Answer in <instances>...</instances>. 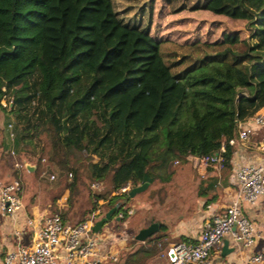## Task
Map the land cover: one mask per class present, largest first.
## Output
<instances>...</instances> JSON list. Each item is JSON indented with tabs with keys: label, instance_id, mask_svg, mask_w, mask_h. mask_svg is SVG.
I'll use <instances>...</instances> for the list:
<instances>
[{
	"label": "trees",
	"instance_id": "16d2710c",
	"mask_svg": "<svg viewBox=\"0 0 264 264\" xmlns=\"http://www.w3.org/2000/svg\"><path fill=\"white\" fill-rule=\"evenodd\" d=\"M162 1L172 15L244 22L248 36L197 39L177 45V57L153 34L157 0H0L1 146L35 162V174L46 156L73 173V190L87 162L101 185L88 215L103 201L124 220L121 187L145 174L169 183L175 163L218 153L264 108V0ZM161 241L152 235L122 264H167Z\"/></svg>",
	"mask_w": 264,
	"mask_h": 264
},
{
	"label": "built area",
	"instance_id": "2783aa9c",
	"mask_svg": "<svg viewBox=\"0 0 264 264\" xmlns=\"http://www.w3.org/2000/svg\"><path fill=\"white\" fill-rule=\"evenodd\" d=\"M264 125L263 114H255L248 125L238 124L235 138L222 142L219 152L210 156L188 158L195 167L224 168L223 154L227 146H244L254 132V126ZM11 127V126H9ZM260 151H264V138L257 144ZM14 156V153H10ZM23 165L17 163L18 170ZM71 177V175H69ZM237 191L226 207L224 214L216 215L203 222L199 236L196 239H186L174 243L160 254L167 264H211L210 252L223 245V239L229 235L233 242L243 249L255 247L263 237L262 230L242 213V205H255L257 200L264 196V165L249 164L241 167L236 174ZM93 188L100 189L99 183ZM131 185L126 184L119 190V195L129 193ZM22 184L14 179L10 184L0 188V210L7 216L13 217L22 207L20 193ZM132 215V210L127 211ZM98 216L94 211L84 221L71 225L65 223L59 214L47 216L41 221L35 233V244L31 247L16 249L8 252L3 264H103L112 258L117 260L115 253L104 243L99 232L93 231ZM119 218L123 217L119 213ZM159 247H161L159 245ZM246 264H264V246L253 253Z\"/></svg>",
	"mask_w": 264,
	"mask_h": 264
},
{
	"label": "crops",
	"instance_id": "0c3cea01",
	"mask_svg": "<svg viewBox=\"0 0 264 264\" xmlns=\"http://www.w3.org/2000/svg\"><path fill=\"white\" fill-rule=\"evenodd\" d=\"M259 113L264 116V108L256 114ZM248 124L249 122L245 123V125ZM263 138L264 125L254 126V132L244 146L232 147L231 170L229 172H225L224 168L218 170L211 166L197 168L189 158H187L186 164L179 167L178 170L189 171L191 179L173 178L166 186L162 187L165 192L163 202L158 206H151V203L148 205L153 214L149 224H158V231L154 235L161 233V244L165 246V250L174 243L186 239H196L206 219L224 214L237 191L236 174L238 170L249 164L264 165V151L257 148V144ZM14 157L16 156H4L0 149V188L15 178V167L10 165V160ZM21 164L23 163L21 162ZM35 170L36 166L34 170H26L24 174L20 175L22 184L20 198L23 208L13 217L7 216L0 210V264H3L4 256L18 246L25 248L35 244V233L39 229L41 221L47 216L60 215L61 213L65 223L74 225L69 221V218L65 217H68V210L62 203V193L58 192L53 196V199H48L42 194L43 188L35 194L25 193L26 184L37 181ZM56 177V175H50V180H54ZM189 186L192 187V193L185 196ZM139 202L141 203V201ZM163 205L165 206L163 207ZM55 210L57 212H54ZM162 210L164 211L161 212ZM132 212L135 213L134 210ZM242 213L262 230L263 237L255 247L243 249L239 248L229 235L225 236L223 242L227 241L228 247L233 249V252L222 256V247L215 249L218 253L211 257V264H246L248 258L264 246V196L260 197L255 205L243 204Z\"/></svg>",
	"mask_w": 264,
	"mask_h": 264
},
{
	"label": "rangeland",
	"instance_id": "374dc122",
	"mask_svg": "<svg viewBox=\"0 0 264 264\" xmlns=\"http://www.w3.org/2000/svg\"><path fill=\"white\" fill-rule=\"evenodd\" d=\"M156 9L157 17L153 34L161 41L169 42L165 47L169 50L170 54L176 52L177 57L181 56L180 53L182 52L177 45H186V43H191L197 39L201 41H217L221 39L224 34H231L234 32H238L242 38L248 36L244 22L217 17L210 13L203 12L191 13L186 11L179 15H172L168 12L162 0H157ZM7 136V131L3 126V117L0 113V149L4 156L11 155L10 153L12 152L11 149L4 150L1 146L2 141L8 139ZM21 162L23 164L29 163L36 166L35 162H27L25 158H19L18 156L10 160V165L14 168L17 163L21 164ZM40 165L41 166L36 173L37 181H34L32 184L27 183L24 189L25 193L30 195L35 194L40 192L43 188L42 194L48 199H53V196L57 195L58 192L62 193V203L68 210V217L64 216L69 218V221H71L72 224H76L90 217L88 213L92 209L91 192L99 191L100 189L93 188L95 182L89 180V168L87 162L81 161L77 163L79 170L77 184L74 190L65 186L66 183L72 181L74 177L72 172L70 173L67 170H64L63 172L60 171L58 167L49 163L46 156L41 160ZM68 166L69 168L72 167L70 164ZM180 166L182 165L174 164L175 173L170 181H172L173 178L191 179V173L188 170V172H183L181 169L178 170ZM25 172L26 170L23 166L19 170H16L14 173L15 178H12L10 183H12L14 179L20 177L21 173L24 174ZM50 175H56L58 179L56 177V179L50 180ZM69 175H71V177ZM20 180L21 177L19 181ZM167 184L153 181L148 189L137 194L135 197L126 200L124 203L123 210H134V214L127 215L124 220L120 221L117 220V217L112 216L111 221H108L103 225L99 232V236L104 240V243L108 245L111 251L115 253L117 259L115 261L112 258H108L107 261L109 264H122L125 255L140 247L141 243L138 241L135 243L134 240L136 234L143 229V227L150 225L149 222L151 221V215L153 214L148 205L151 203V206H158L163 202L165 192H163L162 187ZM191 193L192 187L189 186V188L187 187L185 196H189ZM139 201H141V203ZM164 206L165 205H163V207ZM95 211H97L98 216L94 218V221L101 219L106 212H108L106 204H104L103 201L98 202ZM163 211L164 210L161 212ZM159 245L161 247H159ZM158 249L159 251L162 250L161 244H158ZM217 253V250H212L209 259Z\"/></svg>",
	"mask_w": 264,
	"mask_h": 264
},
{
	"label": "water",
	"instance_id": "95a60500",
	"mask_svg": "<svg viewBox=\"0 0 264 264\" xmlns=\"http://www.w3.org/2000/svg\"><path fill=\"white\" fill-rule=\"evenodd\" d=\"M24 168L28 171H32L35 169V166L34 165H31L29 163H25L24 164ZM153 182V179L152 178H149L146 174L144 175V178H143V182L141 185L137 186V187H134L132 188L128 195L130 198H133L135 197L137 194L145 191L149 184ZM118 206V205H117ZM117 206H115L113 209L109 210L108 212H106V214L99 220H97L95 223H94V226H93V231L98 233L99 231H101L103 225L105 223H107L108 221H111L112 219V216L115 212V210L117 209ZM119 219V218H118ZM117 219V220H118ZM158 231V224L157 223H151L148 227L146 228H143L141 229L135 236V240L140 242V243H144L145 240L149 237H151L152 235H154L156 232ZM233 252V249H230L228 247V242L227 241H224L223 242V245H222V249H221V254L222 256H227L229 255L230 253Z\"/></svg>",
	"mask_w": 264,
	"mask_h": 264
}]
</instances>
